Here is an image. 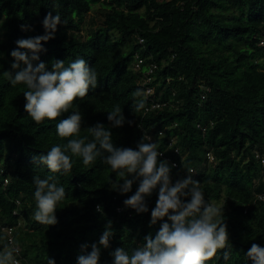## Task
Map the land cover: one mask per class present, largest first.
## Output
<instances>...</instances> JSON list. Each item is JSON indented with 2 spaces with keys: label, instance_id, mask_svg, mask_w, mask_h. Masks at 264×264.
Here are the masks:
<instances>
[{
  "label": "trees",
  "instance_id": "16d2710c",
  "mask_svg": "<svg viewBox=\"0 0 264 264\" xmlns=\"http://www.w3.org/2000/svg\"><path fill=\"white\" fill-rule=\"evenodd\" d=\"M94 5L106 9L103 21L80 39L75 34ZM49 13L59 14L61 23L53 39L41 42L44 51L34 66L44 62L51 70L54 60L67 67L83 58L98 81L68 112L37 124L24 110L26 86H12L4 72L13 71L10 53L17 40L45 34L42 22ZM135 55L143 59L139 70L133 69ZM152 62L156 68L145 75ZM147 86L154 89L150 96ZM137 89L144 93L145 109L133 112ZM152 101L166 104L150 109ZM117 104L134 124L111 126L108 112ZM74 110L82 115L79 138L91 139L86 129L97 122L112 132L117 147L136 149L150 134L158 150L168 149L178 162L171 168L173 183L193 169L192 178L201 182L205 200L221 209L218 219L229 233L228 247L205 264H252L248 249L253 243L264 247V199L256 196L264 197V165L255 156V151L264 155V0H0V225L17 226L12 239L22 264H48V258L77 264L81 245L90 252L109 221L114 234L109 247H101L98 264H113L115 249L131 252L159 230L160 222L150 226L158 187L146 197L148 212L125 207L139 182L126 194L113 190L112 182L122 178L103 156L85 166L67 152L68 173L34 163L39 153L54 145L63 149L77 138H61L55 129ZM49 175L66 189L56 206L58 222L51 226L33 218V177ZM6 244L8 236L0 230V251Z\"/></svg>",
  "mask_w": 264,
  "mask_h": 264
},
{
  "label": "clouds",
  "instance_id": "9594fccd",
  "mask_svg": "<svg viewBox=\"0 0 264 264\" xmlns=\"http://www.w3.org/2000/svg\"><path fill=\"white\" fill-rule=\"evenodd\" d=\"M42 23L44 35L16 41L17 48L10 53L14 59L11 64L13 71L4 72L12 86H26L23 93L24 110L37 124L44 120H56L62 113L68 112L74 100L85 97L90 87L96 88L98 81L96 70L90 68L83 58L73 60L67 67L64 61L54 60L51 70H48L44 62L34 66L33 62L39 60L38 53L44 51L41 42L54 38L61 17L59 14L53 17L49 13ZM21 28L25 30V26L22 25ZM132 95L139 98L132 106L133 112L145 109L143 91L137 89ZM107 119L115 128L122 127L126 122L129 126L134 124L132 120L126 121L118 104L108 112ZM81 124L82 115L79 110H74L67 118L61 119L55 126L56 134L61 138H77L69 139L63 149L54 145L46 153H39L33 157L34 163L45 165L52 173L61 170L68 173L72 169V160L67 152L82 158L85 166L103 156L104 163L122 178L112 182L113 190L126 194L131 191L134 183L139 182L135 193L123 201L125 207L138 214L148 212L146 197L151 196L158 187V199L151 211L150 226L160 222L159 230L154 237L152 234L145 236L144 243L131 252L125 248L115 249L111 253L113 264H205L217 255L218 250L228 247L227 224L218 219L222 214L221 209L205 200L201 182L192 178V169L188 170L187 177L173 183L170 173L175 165H170L165 159H158L163 153L159 152L154 138L152 141L149 138L146 142V138L142 137L136 149L117 147L113 143L112 132L99 122L86 129L91 139L88 136L79 138ZM33 183L36 202L34 220L43 225H55L58 222L55 216L56 206L65 199L66 189L62 185L58 186L52 175L45 179L35 176ZM96 211L102 213V207L97 205ZM13 227L15 230L17 226ZM113 234L109 221L99 241L91 244L90 252L84 251L88 245H81L82 254L78 255L77 264H98L100 249L109 247ZM17 251L15 241L6 244L0 251V264H18L14 255ZM229 255L227 251L223 253L225 261L229 259ZM246 256L252 264H264V247L253 243ZM48 264H55V260L48 258Z\"/></svg>",
  "mask_w": 264,
  "mask_h": 264
},
{
  "label": "built area",
  "instance_id": "2783aa9c",
  "mask_svg": "<svg viewBox=\"0 0 264 264\" xmlns=\"http://www.w3.org/2000/svg\"><path fill=\"white\" fill-rule=\"evenodd\" d=\"M139 42L141 43L142 42V39L139 38ZM135 63H134V69L135 70H139L140 69V66L143 62V59L139 56V55H136L135 56ZM156 68V65L152 62L149 64L148 66V69L146 70L145 72V75H148L149 73H151L153 71V69ZM145 80L148 81L149 78L148 77H145ZM154 92V89L153 87L151 86H147L145 88V94L146 96H150L152 95ZM201 98L204 99L205 98V94L202 93L201 94ZM166 103L165 102H159V101H152L151 104H150V109H155V108H159L161 106H164ZM202 130H204V128H202ZM159 135L162 134V132H159L158 133ZM145 137L147 138V140L149 141V138H150V141L153 140V136H151L150 134H145ZM172 140L170 139V141L168 142V147H171L172 146ZM159 152L163 153L160 157H162L163 159L167 160L169 163L171 164H174L175 167L178 166V162L173 160L172 159V156L170 155H167L166 154V150H159ZM174 154H180V151L178 148H174L173 150ZM255 156L260 160V162L262 164H264V156H261L259 153H255ZM207 157L212 160L213 157L210 153L207 154ZM193 170V169H192ZM257 198L259 199H264V197L260 194L256 195ZM0 229L8 236V242L10 241H13L12 239V232H14V227H10V226H3V225H0ZM15 247L18 249V251L14 254L15 255V259L18 261V264H21V261H20V250H19V247L15 245Z\"/></svg>",
  "mask_w": 264,
  "mask_h": 264
},
{
  "label": "rangeland",
  "instance_id": "374dc122",
  "mask_svg": "<svg viewBox=\"0 0 264 264\" xmlns=\"http://www.w3.org/2000/svg\"><path fill=\"white\" fill-rule=\"evenodd\" d=\"M106 9L100 5H94L90 12H88L85 18L80 24L79 33L75 34L80 39H83L87 34H90L96 27L100 26ZM23 225V223H22ZM26 228L30 230V226L26 223Z\"/></svg>",
  "mask_w": 264,
  "mask_h": 264
}]
</instances>
